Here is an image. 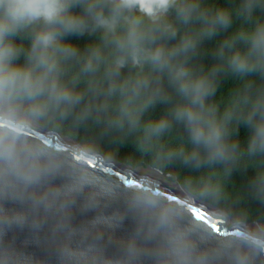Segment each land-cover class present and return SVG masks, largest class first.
I'll return each mask as SVG.
<instances>
[{
  "label": "clouds",
  "instance_id": "9594fccd",
  "mask_svg": "<svg viewBox=\"0 0 264 264\" xmlns=\"http://www.w3.org/2000/svg\"><path fill=\"white\" fill-rule=\"evenodd\" d=\"M257 9L264 11V0H243L246 21ZM231 23L227 10H202L197 0H0V200L21 205L0 209V235L29 215L33 228L51 216L58 217L53 237L66 232L57 249L61 264H141L145 258L264 264V214L249 223V212L233 207L239 200H231L222 179L240 156L255 159L248 189L264 206V22L224 40L215 53L232 74L261 80L246 83L223 111L210 102L223 65L205 71L191 63L200 40ZM195 24L198 30L190 27ZM85 34L97 42L83 50L67 42ZM156 104L167 106L165 115L144 121ZM233 124L249 130L243 150L232 139ZM176 126L183 129L179 142H162ZM129 136L141 159H126L125 171L146 173L138 183L121 184L100 174L115 160L101 145ZM176 164L198 174L169 176L182 195L166 198L153 177ZM197 201L210 205L232 235H217L201 222L192 213ZM77 204L98 214L74 228L70 209ZM125 219L134 228L115 241L120 255L106 257L102 229L114 231ZM77 235L73 247L69 241ZM0 264H30V258L7 247L0 249Z\"/></svg>",
  "mask_w": 264,
  "mask_h": 264
},
{
  "label": "trees",
  "instance_id": "16d2710c",
  "mask_svg": "<svg viewBox=\"0 0 264 264\" xmlns=\"http://www.w3.org/2000/svg\"><path fill=\"white\" fill-rule=\"evenodd\" d=\"M202 10L214 12L217 8L225 9L229 12L231 17V27L227 30H219L216 35L211 38H202L198 44L196 55L191 63L193 66L199 68L203 67L205 71L215 65H223V61H219L216 58L215 53L219 49L224 40L231 38L241 31H249L254 26L255 21L264 22V11L257 9L253 13L251 21H246L242 13L243 0H197ZM169 19H172L170 16ZM192 29L198 30L199 24L191 25ZM67 42L74 44L79 49L83 50L86 45L97 42L96 36H69L66 38ZM16 43H21L17 40ZM24 46L27 47V41L25 40ZM236 47L243 50V45L237 43ZM122 73H127L128 69H121ZM216 91L211 98L212 103H216L220 110L229 104L235 93L243 89L244 85L249 81L256 84H260L261 80L258 76L240 77L232 74L227 70V66L223 65V70L217 73L216 77ZM167 106L163 104H156L149 108L145 113L143 119L157 120L161 116L165 115ZM232 131V139L238 141L241 150L246 146L247 138L249 136L248 128L243 124H233L230 126ZM183 135V129L180 126H176L169 134H166L162 138V142L168 145H176L181 136ZM102 149L112 150L115 154V159L123 162L126 159L139 160L141 159L140 153L136 148V142L134 136H129L122 142H110L105 138L101 145ZM147 161V157H144ZM257 165V161L253 158H249L246 155L240 156L236 162L235 167L231 171L228 177H222L225 185V190L228 192L232 201L239 200L238 204H233L235 208H244L249 212V222L256 217L264 214V206L260 205L251 195L248 189L249 181L254 177L253 168ZM173 168L175 177L179 175L184 177L186 175H197L198 173L190 172V170L183 168L181 165L176 164L169 166L164 173L169 172L170 168ZM169 181V177H165Z\"/></svg>",
  "mask_w": 264,
  "mask_h": 264
},
{
  "label": "water",
  "instance_id": "95a60500",
  "mask_svg": "<svg viewBox=\"0 0 264 264\" xmlns=\"http://www.w3.org/2000/svg\"><path fill=\"white\" fill-rule=\"evenodd\" d=\"M43 135L44 133H38ZM93 169L97 168L94 163L90 164ZM126 165L123 162L114 160V164L108 173H104L100 168L101 175H110L113 179L120 181L121 184H126L128 181L138 183L139 179L145 175L146 169H135L132 174H128L126 171ZM175 177L173 168H170L169 172H161L159 174L160 181L153 178L158 182L159 190L163 195L168 198L179 199L181 193L178 191L173 183H170L165 177ZM0 209L4 212H10L13 209L20 210L21 205L13 203L9 200H0ZM105 213H110L111 208L105 209ZM192 213L202 217L201 222L207 220L209 222L210 230L214 231L220 236H231L232 229L225 224L222 220L212 216L211 206L206 202H195L192 205ZM98 214L97 210L81 211L79 204L73 206L70 209L69 223L74 228L81 226H87ZM58 217H47L43 220L38 228L31 226V215H29V221L23 226L12 225L11 227L5 226L3 234L0 235V249L10 247L16 253L23 257L30 258V264H61L58 256V246L61 241L65 240L66 232H59L56 237H53L52 228L56 223ZM252 222V221H251ZM249 222V223H251ZM134 228V223L130 219H125L114 231L108 229H102L104 244V255L109 258H117L120 255L118 245L115 241L126 238ZM113 236V242H108V236ZM79 236L71 237L69 243L71 246H75L79 241ZM141 264H153V262L145 258L141 261Z\"/></svg>",
  "mask_w": 264,
  "mask_h": 264
},
{
  "label": "rangeland",
  "instance_id": "374dc122",
  "mask_svg": "<svg viewBox=\"0 0 264 264\" xmlns=\"http://www.w3.org/2000/svg\"><path fill=\"white\" fill-rule=\"evenodd\" d=\"M156 179L160 181L159 175H155Z\"/></svg>",
  "mask_w": 264,
  "mask_h": 264
}]
</instances>
